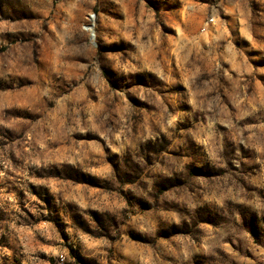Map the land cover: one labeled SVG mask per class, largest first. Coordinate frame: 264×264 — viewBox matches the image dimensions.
Wrapping results in <instances>:
<instances>
[{"label": "rangeland", "instance_id": "374dc122", "mask_svg": "<svg viewBox=\"0 0 264 264\" xmlns=\"http://www.w3.org/2000/svg\"><path fill=\"white\" fill-rule=\"evenodd\" d=\"M0 264H264V0H0Z\"/></svg>", "mask_w": 264, "mask_h": 264}]
</instances>
